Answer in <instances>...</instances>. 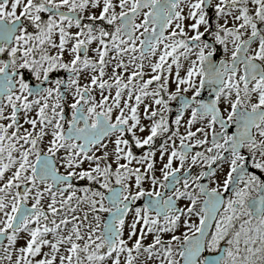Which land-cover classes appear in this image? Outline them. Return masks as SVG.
<instances>
[{
    "label": "flooded vegetation",
    "instance_id": "af4514ba",
    "mask_svg": "<svg viewBox=\"0 0 264 264\" xmlns=\"http://www.w3.org/2000/svg\"><path fill=\"white\" fill-rule=\"evenodd\" d=\"M86 2L0 0V251L29 230L56 239V194L78 191L58 212L100 216L101 261L128 249L134 219L163 264H226L214 233L264 220V0H131L110 18ZM180 57L192 64L173 70ZM82 64L89 87L73 97Z\"/></svg>",
    "mask_w": 264,
    "mask_h": 264
},
{
    "label": "rangeland",
    "instance_id": "374dc122",
    "mask_svg": "<svg viewBox=\"0 0 264 264\" xmlns=\"http://www.w3.org/2000/svg\"><path fill=\"white\" fill-rule=\"evenodd\" d=\"M131 0H87L85 9H90L93 18L103 17L110 18L119 16L125 5ZM195 23H186V27L194 26ZM67 54L61 52L64 57L66 65L72 67L77 64V56L73 52V46L67 45ZM92 57L95 61L102 58L104 53L103 47L100 42V36L93 35V42L91 46ZM56 58V50L54 52ZM187 57H183L173 64V70L176 65L188 66L191 65L187 61ZM118 70L113 68L109 71L108 76L111 79L119 80L117 76ZM108 76L98 78V80L108 79ZM114 76V77H113ZM76 87L72 91V96L79 97V91L88 90L90 80L87 78L84 64H82L81 71L75 80ZM79 92V93H78ZM71 96V95H70ZM71 96V97H72ZM57 112V110H56ZM148 168L141 161V170L146 171ZM223 177V172H220V178ZM147 183H142L140 191L146 190ZM81 193L73 192L68 196H58L56 194V239L52 235H40L37 232H29L24 235L25 238L19 240L14 248L10 251H0V264H163L160 259L153 255V249L157 250V242L155 241L156 235L149 234V227L144 225V221L134 223V219L126 225L125 244L128 249L116 257V260L101 261L102 257L97 250L96 242L98 239L97 230L99 229L100 216L90 214L84 210L83 204H73L70 210L64 215H61L58 210L60 209L61 201L70 202L71 198H77ZM83 195V194H82ZM90 201V196H86ZM86 213V215H84ZM154 226V225H153ZM182 232L170 233L166 235V240L175 246V239L180 238ZM139 241L142 246H147L152 249L143 251L142 248L135 249L134 246ZM213 242L226 243L230 247L227 254L226 264H260L264 261V220L259 223H254L253 228L245 232H215L213 235ZM214 247H217V244ZM56 247V248H55ZM56 249V251H55ZM134 250H138L133 252ZM133 252L135 255L130 254ZM156 251H154L155 253ZM96 256V257H94ZM155 258V259H154ZM173 264V263H172ZM175 264V263H174Z\"/></svg>",
    "mask_w": 264,
    "mask_h": 264
},
{
    "label": "water",
    "instance_id": "95a60500",
    "mask_svg": "<svg viewBox=\"0 0 264 264\" xmlns=\"http://www.w3.org/2000/svg\"><path fill=\"white\" fill-rule=\"evenodd\" d=\"M133 16H134V13L130 14L128 17L132 18ZM62 94H63V92H62ZM218 207H219V205H218ZM260 213H261V210H260V212L258 214H255L254 217L259 218L260 217L259 216ZM213 215L212 216L211 215H206L205 221L202 224L201 230H200L197 238L199 237L202 240L203 238L206 237V235L208 234V231L210 229V226L212 225V222L214 220V218H213L214 216ZM186 245L189 246L190 245V241H187ZM183 257H186V256L183 255ZM220 258H221V255L214 256V257H207L205 262H204V264H220ZM183 264H193V263L192 262H184L183 261Z\"/></svg>",
    "mask_w": 264,
    "mask_h": 264
},
{
    "label": "bare ground",
    "instance_id": "6f19581e",
    "mask_svg": "<svg viewBox=\"0 0 264 264\" xmlns=\"http://www.w3.org/2000/svg\"><path fill=\"white\" fill-rule=\"evenodd\" d=\"M261 264V263H260Z\"/></svg>",
    "mask_w": 264,
    "mask_h": 264
}]
</instances>
